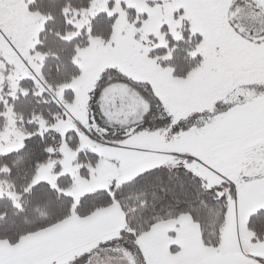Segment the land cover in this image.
Segmentation results:
<instances>
[{"label": "snow or ice", "instance_id": "obj_1", "mask_svg": "<svg viewBox=\"0 0 264 264\" xmlns=\"http://www.w3.org/2000/svg\"><path fill=\"white\" fill-rule=\"evenodd\" d=\"M0 264H264V0H0Z\"/></svg>", "mask_w": 264, "mask_h": 264}]
</instances>
